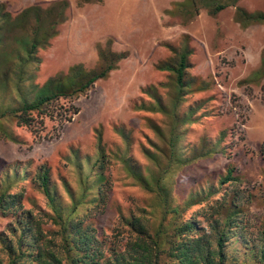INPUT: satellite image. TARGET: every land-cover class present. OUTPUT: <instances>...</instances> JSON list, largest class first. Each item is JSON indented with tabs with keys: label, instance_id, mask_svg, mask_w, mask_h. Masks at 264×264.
I'll return each instance as SVG.
<instances>
[{
	"label": "rangeland",
	"instance_id": "rangeland-1",
	"mask_svg": "<svg viewBox=\"0 0 264 264\" xmlns=\"http://www.w3.org/2000/svg\"><path fill=\"white\" fill-rule=\"evenodd\" d=\"M0 1L6 2L15 15L27 5H46L53 0ZM68 1L66 20L58 25V33L47 46L38 48V68L36 64L30 66L35 71L34 83L41 84L48 76L66 71L75 63L93 67L99 43L104 45L108 41L113 49L127 54L117 68L98 79L86 93L74 99L50 102L48 109L53 110L52 116L33 112L30 126H18L14 118L3 120L19 141L0 135V179L16 166L19 171H26L10 191L22 192L24 207L45 208L44 196L32 180L40 163L51 168L59 190L62 191V177L77 190L80 168L71 164L76 160V152L81 155L80 161H84L82 174L92 180L99 156L96 131L103 134L106 148L113 149L117 143H123L122 135L114 128L117 125L124 126L131 134L130 155L143 167L148 166L143 147L152 148L149 140L156 137L146 118L162 123L165 117L159 112L136 109L135 104L148 98L143 88L172 82L173 73L156 65L171 54L168 45L180 44L187 34L192 49L188 76L193 77L194 86L177 110L182 113L190 103H200L201 107L193 114L196 118L183 133L182 142L217 141L223 131L225 136L217 152L186 165L177 173L174 191L178 197L187 189L216 183L218 192L211 198L219 197L226 185L217 184L216 178L225 172L227 165L233 166L239 179L231 187L253 194L247 215L255 221V232L259 230L264 217V23L240 25L233 19L235 6L226 7L216 15L200 7L190 15L181 10L180 4L190 5L189 0H103L83 6L77 0ZM238 4L249 10H264V0H238ZM12 66L9 58H0V84ZM199 85L207 88L194 90ZM168 87L159 91L171 103ZM9 98V91L0 87V105L9 104ZM2 129L5 126L1 125ZM87 158H91L90 164ZM104 173L111 186L108 207L93 219L101 235L110 233L118 206L128 209L132 201L141 204L147 196L132 184L115 157L110 156L104 162ZM200 206L193 205L187 215ZM10 220V216H0V229L6 228Z\"/></svg>",
	"mask_w": 264,
	"mask_h": 264
},
{
	"label": "trees",
	"instance_id": "trees-1",
	"mask_svg": "<svg viewBox=\"0 0 264 264\" xmlns=\"http://www.w3.org/2000/svg\"><path fill=\"white\" fill-rule=\"evenodd\" d=\"M96 1L103 0H77V4ZM189 3L180 2L181 10L190 15L200 7L216 15L235 6L233 19L240 25L264 23V10H249L237 5L238 0H189ZM69 5L68 0H53L46 5L33 3L12 15L8 4L0 1V58H9L13 63L0 84L10 93L9 104L0 105V126L6 129L0 135L8 140L19 141L3 120L14 118L18 126H30L33 112L52 116L53 110L48 109L50 102L86 93L98 79L117 68L127 54L113 49L108 41L104 45L99 43L93 67L75 63L66 71L48 76L41 84L34 83L35 71L30 66H39L38 48L47 46L58 33L57 27L66 20ZM168 47L171 54L156 67L171 71L172 82L143 88L148 98L135 104L136 109L159 112L165 117L162 123L146 118L156 137L149 140L152 148L143 147L150 164L143 167L130 155L131 134L124 126H114L123 139L122 144H116L117 149H107L103 134L97 130L99 156L92 180L82 174L84 161H80L77 152L71 163L80 168L77 190L64 177L60 180L62 191L59 190L51 168L40 163L32 180L44 196L45 208L36 210L23 206L21 191H10L26 171H19L17 166L7 170L0 179V216H10L12 220L0 229V264H264V217L256 233L255 221L247 215L253 194L231 187L239 179L233 166L227 165L225 172L216 178L217 184L226 185L219 197L211 198L218 192L216 183L187 189L179 198L174 191L177 173L217 152L225 131L217 141L182 142L183 133L196 118L193 114L201 106L190 103L182 113L177 110L194 86L193 77L188 76L192 49L187 34L180 44ZM164 87H168L171 103L159 91ZM206 88L199 85L194 90ZM77 110L74 106V112ZM110 156L119 160L132 184L147 196L141 204L132 201L128 209L118 206L110 233L101 235L93 219L108 207L111 186L104 173V162ZM90 159H86L88 164ZM195 204L201 206L187 215Z\"/></svg>",
	"mask_w": 264,
	"mask_h": 264
}]
</instances>
